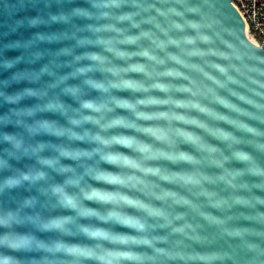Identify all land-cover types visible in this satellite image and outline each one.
<instances>
[{"label": "clouds", "instance_id": "clouds-1", "mask_svg": "<svg viewBox=\"0 0 264 264\" xmlns=\"http://www.w3.org/2000/svg\"><path fill=\"white\" fill-rule=\"evenodd\" d=\"M44 3L5 35L61 28L0 46L16 69L0 80V264H264V161L242 147L264 156V131L212 106L245 115L223 93L264 72L232 63L192 0Z\"/></svg>", "mask_w": 264, "mask_h": 264}, {"label": "water", "instance_id": "water-1", "mask_svg": "<svg viewBox=\"0 0 264 264\" xmlns=\"http://www.w3.org/2000/svg\"><path fill=\"white\" fill-rule=\"evenodd\" d=\"M18 4L19 0H0V46L6 44L9 40H16L23 37H28L31 35L34 31H52L61 28V25H52L50 29H26L22 28L19 30L16 34L11 35H5L8 32V25H10L14 19L24 17V16H35L37 14H44L48 9L45 7L44 0H39L35 8H32L29 6L25 10H20L15 13V15L10 16L5 10H4V4ZM192 3L194 5H197L201 8L202 12L209 18V20L212 21L213 27H212V34L214 35V38L216 40V45L224 51H228L231 53L233 49L238 51L242 57L241 60L233 59L232 63H235L237 66L247 65L249 68L257 69L261 72H264V50L259 47L258 45L254 44L252 41H250L246 35V24L237 10V8L234 6L232 0H192ZM74 5L72 4H65V8H70ZM75 6H87L84 3V0H76ZM53 12L57 11V7L55 4H53V7L51 9ZM198 18V17H197ZM228 45H231L232 47L229 48ZM41 47H52L56 48L59 47V45H41ZM2 50V48H0ZM9 58L16 57L20 55V52L15 50H6L3 53ZM221 63H227V61H219ZM39 62L34 67L40 66ZM25 65L21 64L19 65V68H23ZM16 71V69L9 70V71H0V80L6 79L11 76L12 72ZM252 80L247 81L244 80L245 87L239 88L236 90L237 95H231L228 91H225L223 95L225 98L229 99L231 103H234L237 107L241 109L245 115L237 117V114L232 112L230 109H225L222 106L218 105H212L213 107H216L218 111H220L224 115H228L230 118H239L242 122L248 123L250 126H253L257 128V130L264 131V75H259L258 72L251 73ZM29 86L27 84H13L9 89H7L9 92H13L18 90L19 88H23ZM122 95H130L128 93H123ZM239 95H244L245 99L240 100L238 97ZM24 103H32V101H25ZM7 110V106L0 108V112H4ZM194 115H198L196 113H193ZM51 118H58V117H51ZM202 119L205 117H201ZM210 123H214L212 121H209ZM216 126H220L228 131H233L238 136H242L245 140L252 139L251 136L238 132L234 127L227 124L226 122H218ZM8 131H14V129H7ZM193 131L200 132L201 135H205V138L210 142L218 147H221L225 150V152H228L226 144L223 142L217 141L209 136H207L205 133L201 132L198 129H190ZM46 139V138H44ZM245 147V150L253 152L254 155H257L262 161H264V156H261L258 152H255L253 148L248 146H242ZM182 148L184 150L195 152V150L188 145H182ZM169 167H177L168 165ZM230 167H242V165L232 162V164L229 165ZM180 168L186 167L185 165L178 166ZM209 171H216L215 169H209ZM59 179V178H58ZM102 186V185H101ZM165 187H173L170 185H164ZM179 190V189H177ZM258 195H264V192H259ZM241 223H244V221H241ZM122 231H126L124 229H118ZM47 238V237H45ZM262 246H264V240L258 241ZM217 247L220 248H227L231 249L232 247L236 246L238 244V241H229L227 239H218ZM15 255H21V254H15ZM249 253H247L244 250H238V257L237 261L238 264H248V257Z\"/></svg>", "mask_w": 264, "mask_h": 264}, {"label": "built area", "instance_id": "built-area-1", "mask_svg": "<svg viewBox=\"0 0 264 264\" xmlns=\"http://www.w3.org/2000/svg\"><path fill=\"white\" fill-rule=\"evenodd\" d=\"M246 24L250 41L264 50V0H232Z\"/></svg>", "mask_w": 264, "mask_h": 264}]
</instances>
